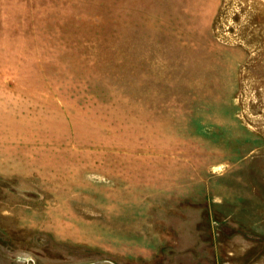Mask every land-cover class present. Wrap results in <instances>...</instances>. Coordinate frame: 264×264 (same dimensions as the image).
I'll return each instance as SVG.
<instances>
[{
    "label": "rangeland",
    "instance_id": "rangeland-1",
    "mask_svg": "<svg viewBox=\"0 0 264 264\" xmlns=\"http://www.w3.org/2000/svg\"><path fill=\"white\" fill-rule=\"evenodd\" d=\"M0 264H264V0H0Z\"/></svg>",
    "mask_w": 264,
    "mask_h": 264
}]
</instances>
